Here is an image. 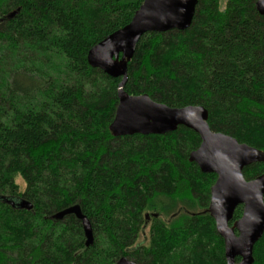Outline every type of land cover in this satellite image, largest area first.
Segmentation results:
<instances>
[{
  "label": "trees",
  "instance_id": "trees-1",
  "mask_svg": "<svg viewBox=\"0 0 264 264\" xmlns=\"http://www.w3.org/2000/svg\"><path fill=\"white\" fill-rule=\"evenodd\" d=\"M255 1L227 0L222 10L219 0H197L187 30L142 36L123 91L202 107L212 132L264 154V16ZM141 3L0 0V264H225L207 211L216 176L188 161L199 137L179 127L114 138L121 79L87 64ZM242 175H264V160ZM74 206L91 226L89 247L73 215L50 220ZM241 216L240 206L229 226ZM252 256L264 264V233Z\"/></svg>",
  "mask_w": 264,
  "mask_h": 264
},
{
  "label": "water",
  "instance_id": "water-1",
  "mask_svg": "<svg viewBox=\"0 0 264 264\" xmlns=\"http://www.w3.org/2000/svg\"><path fill=\"white\" fill-rule=\"evenodd\" d=\"M197 0H142L130 22L105 37L87 53V64L114 79H121L117 89L118 104L109 132L114 138L135 135H165L179 127L191 130L200 139L188 161L203 174H214L216 181L210 189L208 212L217 234L224 243L225 264H253V247L264 233V175L246 181L245 167L264 160V154L235 139L214 133L207 124V112L199 106L171 108L152 101L146 95H129L123 91L127 80V64L132 59L140 38L146 34L185 31L193 20ZM255 10L264 16V0L255 1ZM5 17L12 19L18 12ZM7 202L19 209L31 210L23 200ZM242 216L229 226L237 207ZM73 215L82 224L85 246L93 243L91 226L74 206L50 217L54 222ZM156 217V215H153ZM148 216H146V219ZM236 232V233H235ZM239 259L237 262L236 259ZM117 264H133L125 258Z\"/></svg>",
  "mask_w": 264,
  "mask_h": 264
},
{
  "label": "rangeland",
  "instance_id": "rangeland-1",
  "mask_svg": "<svg viewBox=\"0 0 264 264\" xmlns=\"http://www.w3.org/2000/svg\"><path fill=\"white\" fill-rule=\"evenodd\" d=\"M219 2H220V8L223 10V8H224V6H225L227 0H219ZM15 183H16V185H18V191H19L20 193L23 192L24 189H25V184L23 183V181H22L19 177H17V178L15 179ZM148 231H149V224H148L147 228H145L143 234H141L142 237H143V236H146V237H147V236H148ZM142 237H141L140 234H139V236H138V238H137V243H138V242H141Z\"/></svg>",
  "mask_w": 264,
  "mask_h": 264
}]
</instances>
